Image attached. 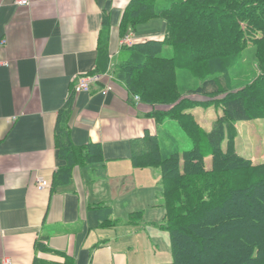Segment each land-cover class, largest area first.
Returning a JSON list of instances; mask_svg holds the SVG:
<instances>
[{"label": "crops", "instance_id": "1", "mask_svg": "<svg viewBox=\"0 0 264 264\" xmlns=\"http://www.w3.org/2000/svg\"><path fill=\"white\" fill-rule=\"evenodd\" d=\"M15 2L0 0V264H143L133 236L141 225L129 220L143 210L126 211L125 180L143 168L131 159L132 140L147 129L160 135L164 123L106 74L91 92L73 90L79 76L95 72L104 32L111 60L119 57L130 0ZM58 122L76 145L100 142L105 157L74 166L64 185L53 184L67 165L56 144ZM39 177L50 186L38 189ZM161 188L160 180L158 207ZM103 204L112 206L111 226L94 217Z\"/></svg>", "mask_w": 264, "mask_h": 264}, {"label": "trees", "instance_id": "2", "mask_svg": "<svg viewBox=\"0 0 264 264\" xmlns=\"http://www.w3.org/2000/svg\"><path fill=\"white\" fill-rule=\"evenodd\" d=\"M157 0H130L124 10L120 31L136 32L137 26L155 18L165 21V38H146L131 45L122 44L116 77L129 99L152 105L149 116L158 123L175 119L191 142L189 149H164L158 133L146 130L132 140L131 159L135 167H154L161 172L157 199L165 210L164 227L170 233L172 262L158 264H264V162L235 147L236 121L253 115L264 117V66L259 80L226 93L222 78L224 61L248 46V31L262 27L264 39V0H172L157 7ZM247 34V35H246ZM108 34L100 38L95 72L111 66ZM220 59L219 64H214ZM218 62V61H217ZM203 78L194 90L209 97L226 93L218 101L222 113L210 130H205L194 113L182 105L192 102L181 95L177 69ZM226 83V82H225ZM258 84V85H257ZM188 94V93H187ZM71 99L66 102L69 110ZM56 144L67 165L54 174L53 184L64 185L74 166L103 162L100 142L76 145L70 129L59 123ZM212 158L211 166L205 160ZM94 217L98 225L111 226L112 206L99 205ZM144 219L141 211L129 220ZM115 223V222H114Z\"/></svg>", "mask_w": 264, "mask_h": 264}, {"label": "rangeland", "instance_id": "3", "mask_svg": "<svg viewBox=\"0 0 264 264\" xmlns=\"http://www.w3.org/2000/svg\"><path fill=\"white\" fill-rule=\"evenodd\" d=\"M171 2L172 0H157L156 5L161 8L170 5ZM164 24L163 18H155L141 23L137 26L135 35L129 31L121 33L120 44L126 37V34L129 33H131L133 41H140L146 38H165ZM261 32L262 27L260 26L256 30L251 29L248 31V38L246 39L248 46L238 54H231L225 59H221L222 62L224 61L223 72H217L215 75H219L221 78L226 76V80L224 78L221 80L225 90H227L225 91L226 93L228 90L229 92L236 91L259 80V77L263 74L264 39L261 44L250 42V37L254 40V38L260 37ZM160 33L161 35L158 37L157 35H153ZM121 54L122 52L120 55H117L119 57H115L113 61L111 60L109 70L102 73L94 72L91 75L103 77L106 74L110 78L117 79L115 70ZM219 60L213 63L219 64ZM177 74L181 95H187L191 101L193 100L187 104L184 103L182 107L193 111L196 120L201 123L204 129L210 130L215 120L222 113V109L218 101L211 104H204L202 102L203 100L210 99L219 100L226 93L219 94L216 97L205 96L198 92L190 93L189 87L191 86L192 90H194L196 86L202 83L203 78L184 68L177 69ZM260 86L264 88L263 83ZM138 101H140V97ZM148 106L150 108L153 107L150 104ZM161 123H164V125L158 126V130L159 136L162 142H164V149L170 150L172 146H177L180 150L191 147L190 140L183 133L175 119L165 117ZM235 125L238 132L234 140L236 150L246 157L252 158L255 164L264 162V117L253 115L246 119L237 120ZM205 162L207 166H211L212 158H207ZM156 169L153 167H143L140 171L133 170L130 175H127L125 182L130 192L128 194V207L126 209L121 204L118 205V212H123L125 209L126 211L143 210L144 212V221L136 223L141 225V230H138V233H134L133 235L137 236L136 247L138 246V255L144 260L143 264H158L173 261L170 233L163 225L165 210L162 206L158 207L155 205L154 194L159 188V181L161 180V175L158 174L159 172L157 173ZM119 216L122 218L126 217L120 213Z\"/></svg>", "mask_w": 264, "mask_h": 264}, {"label": "built area", "instance_id": "4", "mask_svg": "<svg viewBox=\"0 0 264 264\" xmlns=\"http://www.w3.org/2000/svg\"><path fill=\"white\" fill-rule=\"evenodd\" d=\"M17 5H29L30 4V0H16L15 2ZM131 33L126 34V37L124 38V40L122 41L121 44H125V45H131L133 44L135 41H133V39L131 38ZM101 79V76L99 75H91V74H82L81 76H79L76 84L74 85V92L75 93H82V92H91V88L93 83L99 81ZM135 100L138 101L139 100V96H135ZM50 186V182L44 178V177H39L37 180V188L42 190L45 188H48ZM9 262L7 261L6 264H8Z\"/></svg>", "mask_w": 264, "mask_h": 264}]
</instances>
